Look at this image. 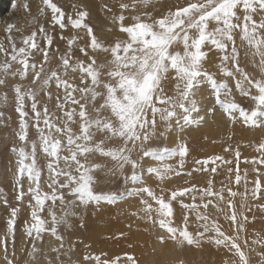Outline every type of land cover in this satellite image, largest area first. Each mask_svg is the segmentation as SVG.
<instances>
[{
    "label": "snow or ice",
    "instance_id": "1",
    "mask_svg": "<svg viewBox=\"0 0 264 264\" xmlns=\"http://www.w3.org/2000/svg\"><path fill=\"white\" fill-rule=\"evenodd\" d=\"M139 2L146 3L147 0ZM136 3L134 0L131 5L133 10ZM73 7L75 12L68 13L55 0H41L39 13L47 14L46 23L34 18L33 30L22 34L19 43L15 33H22V29L8 23L5 28L8 46L0 43V56L4 57L0 61V86H8L9 76L18 77L20 81L31 77V86L19 82L10 86L19 118V130L15 133L19 144L11 148L16 155L15 200L23 201L27 197L31 209V221H26L24 227L27 241L21 249L27 259L22 264H37L41 254L46 264H62L64 237L59 229L70 227L69 216L76 215L71 210L77 206L99 207L102 202L112 204L121 196L119 191L96 190L95 173L106 167L90 162V157L97 154L113 162L114 167L107 169L111 176L120 173L125 181L141 184L128 194L139 197L143 212L139 218L150 225L145 231L154 230L155 244L160 249L173 245L184 251L202 249L208 244L230 254L232 258H225L223 264H250L245 251L250 247L248 239H240V233L247 231L248 217L240 219L232 200L226 201L227 207L233 210L225 213V219L234 226L233 234H227L217 220L199 211L213 206V200L225 201L224 189L214 191L209 181L208 187L202 190L192 185L171 190L166 196L164 189L157 193L151 186L143 184V177L148 175L164 181L169 173L181 174L189 153L188 145L181 141L175 147H153V143L165 135L157 131V118L165 125V131L181 122L195 123L194 116H199L201 110L199 97L205 91L210 90L230 123L264 127V76L256 78L241 66V51L236 43L238 34L241 42L252 50L251 54L259 57L258 66L264 72V0H188L184 6L169 9L158 18H152L148 12L134 15L131 24L125 23L124 15L130 5L122 2L120 14L113 15V23L126 38L108 46L97 38L93 26L88 23L89 11L75 4ZM23 9L31 12L30 0H24ZM49 27L53 31L60 30L59 38L67 46L55 67H48L55 40ZM68 29L82 30L88 43L79 45L81 37L78 34L66 37L63 33ZM74 46L86 60L73 56ZM179 47L182 51L174 50ZM90 51H102L110 59L97 63L96 57L89 55ZM37 53L42 57L39 63L34 62ZM212 53L219 54V71L222 73L219 77L205 68ZM14 65L18 67L13 70ZM169 76L175 81L173 95H168L164 88V81ZM53 84L57 90L55 96L50 90ZM233 87L248 101L247 107L235 98ZM38 92H43L48 100H55V112L47 103H41ZM7 102L8 93H0V104ZM4 119V113L0 111V121ZM30 127L35 128L36 139H29ZM97 134L101 137L99 140ZM112 141L119 143L113 147L109 144ZM225 151L232 149L229 147ZM256 151L260 156L253 158L252 163L264 165V141L256 145ZM38 152L47 161L48 191L42 190L43 168L38 165ZM239 156L236 150L237 160ZM174 157L179 158L177 169L163 163ZM216 161L230 163L222 156H210L196 160L199 167L194 170L208 171ZM126 168L131 170L130 175H124ZM211 171L216 172V168L211 167ZM256 171L252 195L259 198L264 185L259 179V170ZM25 177L29 181L26 191L21 183ZM235 182H241L238 170ZM65 190L72 200H66ZM197 191L201 192L202 203H196L195 196H191L192 203L183 202V197ZM227 192L229 197L237 195L231 188ZM205 197L209 199L203 202ZM174 201H179L182 209L188 210L180 223L175 219ZM2 203L11 208L6 229L0 236L3 264H21L15 249L19 208L8 205L6 197ZM260 207L264 208V205ZM192 211L196 212L194 229L189 217ZM132 215L139 214L134 212ZM46 235L58 246L45 250L42 245ZM116 238H127V234L120 232ZM252 244L264 247V240L255 239ZM128 247L134 246L129 244ZM49 251L54 254V259L49 256ZM156 251L157 247H153V252ZM258 255L264 264V252ZM83 261L84 264H140L135 253L128 251L112 257L103 252H86ZM170 264L186 262L178 258Z\"/></svg>",
    "mask_w": 264,
    "mask_h": 264
},
{
    "label": "bare ground",
    "instance_id": "2",
    "mask_svg": "<svg viewBox=\"0 0 264 264\" xmlns=\"http://www.w3.org/2000/svg\"><path fill=\"white\" fill-rule=\"evenodd\" d=\"M3 11L4 10L0 11V16L3 14ZM5 18L7 19V17ZM112 25L116 26V24ZM262 76H264V73ZM174 86L175 84H170L168 86L164 85L165 91L169 90L173 92ZM204 94L205 92L199 97L201 110L199 116H194L195 123L184 124L181 122L179 129L173 127L165 131V125L157 118L158 133H165V135L159 139H162L165 146L175 147V145L181 141L186 142L188 145L189 153L185 158L183 169L180 170H189L186 173L187 175L190 173L188 183L185 184L183 181L178 182L177 175H175V172H172L168 174L164 181H159L155 177L144 175L143 184H150L157 193H160L161 189H164V194L167 196L168 192L171 190L191 187L192 185H195L198 190H202V188L208 187V182L211 181L214 191L224 189L225 201L213 200V206H209L207 209L200 208L199 211L217 220L222 230L227 234H233L234 226L230 225L229 221L225 219V213H230L233 210L228 208L226 204V201L231 199L240 219L242 220L244 216L248 217V222L245 225L247 231L240 233L241 241L247 238L250 245L249 248L245 249L246 253L258 254L264 252V247L252 244L253 240H261L264 237V225L260 231H255V233L252 234H250L248 230L255 223L264 222V208L260 207V205H264V191L259 194V198H255L252 195L254 188L253 182L257 179L256 169L259 170V179L262 185H264V175H261L262 170L264 172V165L252 163L253 158H258L260 156V153L256 151V145L264 141V127L246 126L240 122L234 124L230 123L224 116L220 106L216 104L213 95L210 94L204 97ZM234 95L238 101L245 100L238 94V91H235ZM114 142L113 145L119 143L118 141ZM229 147L232 151H225V149ZM236 150L240 153L238 160L235 157ZM210 156H222L224 161H229L230 163L216 161L209 166L208 171L198 172L194 170L199 167V165L195 164L196 160H202ZM11 157L13 158V155ZM9 159L11 158L9 157ZM178 159L179 158L175 157L165 159L163 163L171 164L174 169H177ZM211 167H215L216 172L213 173ZM229 169H232V171L230 172ZM237 170L241 175V182L239 184L235 182ZM182 175H184V173ZM26 186L27 184L25 181L24 187ZM139 186H141V184H129V191L126 195L121 196L124 198V201L120 202L117 200L110 207L102 208L100 205V211H98L97 216L100 217L98 223L112 227V230L108 232L112 238H108V240H106V238H100V233L98 234L97 232L95 234H84V240L88 244H92L93 242L96 244H103V242H105L106 244V242H108L113 254H122L125 251L139 254L140 264H170L172 260L178 258H183L186 264H223L224 258L220 254L228 253L222 248L217 250L213 245L205 244L202 249L192 248L184 251L176 249L173 245H168L166 248L160 249L159 246L155 244L154 230L145 231V229H150V225L139 218L143 216V212L140 211L142 205L139 202V197L129 196L128 194L134 187ZM228 188H231L237 195L235 197H229L227 192ZM246 191L247 194L245 195ZM123 194H125V192ZM191 196H195L196 203H202L200 202V191L183 197V202L192 203ZM208 199L209 198H207V200ZM207 200L205 197L203 202ZM173 209L176 222L180 223L183 214L188 210L182 209L179 201L173 202ZM221 209H223V211H221ZM109 211L111 214H107ZM134 212L139 215H132ZM195 215V211L189 213L190 220L193 221V229L196 227L197 223L195 222ZM120 232L126 233L127 238H116ZM26 241L27 238L22 234L18 238L15 246L16 256L21 261V264L23 260L27 259L26 254L21 251ZM85 241L76 251L68 253L64 251V254L61 255V261L67 264H84L83 254H81L80 251H83L82 248L86 246ZM127 243H132L134 247L129 248ZM56 244L57 243L52 237L47 236L42 247L45 250H50V248L54 247ZM153 247H157L156 252H153ZM90 249H92V247H90ZM93 249L96 250L95 248ZM11 251L12 248L9 250L10 254ZM48 254L54 259L53 253L49 251ZM0 264H3L2 252H0ZM37 264H46L43 254L38 257ZM250 264H259V258L254 255L253 259L250 260Z\"/></svg>",
    "mask_w": 264,
    "mask_h": 264
},
{
    "label": "rangeland",
    "instance_id": "3",
    "mask_svg": "<svg viewBox=\"0 0 264 264\" xmlns=\"http://www.w3.org/2000/svg\"><path fill=\"white\" fill-rule=\"evenodd\" d=\"M61 7L64 8V10L68 13H74L75 8L73 5H79L84 8H86L89 13L90 17L88 20V23H90L93 26L94 32L97 36V38L105 44V46H108L112 44L115 40L118 39H125V34L121 33L119 31L118 26H113V15H119L120 14V3H127L130 5L129 9L124 11V15L126 17L125 23L131 24L133 23L132 17L137 14H142L144 12L151 13L152 18H158L161 15L165 14L169 9L174 10L176 7L184 6L188 0H147V2H139L137 0L136 8L133 10L131 8V5L133 4L134 0H55ZM23 3L24 0H0V11H3V14L0 16V43H4L7 47V41H6V33L5 28L8 23H14L16 27L22 29V33H15L17 43H19V40L21 38L22 34H29L33 28L34 23L33 19L35 18L40 23H46L48 17L47 14L40 15L39 8L41 7V0H30V6H31V12H25L23 9ZM13 4L16 5L15 8H13ZM107 6V8H106ZM107 9H110L107 10ZM5 14V15H4ZM7 17V19L5 18ZM110 26V27H109ZM46 27L48 25L46 24ZM49 31L52 32V34L55 37L54 44L52 46V49L50 51V64L48 67H55L57 63L59 62V57L61 54L65 52L66 49V43L63 40H60V30L57 28L54 31L49 27ZM66 37L71 35L78 34L81 39L78 41V44L83 46L88 43V38L85 35V33L80 30L77 32L75 29H68L63 33ZM236 43L240 48L241 51V66L249 72L252 76L256 78H260L264 72L261 71L259 68V57L253 56L251 54L250 49H248L246 43L241 42L239 35L237 34ZM59 49V51H56V49ZM174 50L182 51V47L176 48ZM89 55H94L97 59V63H104L107 59H110V57L102 52V51H90ZM73 56L79 59H87L79 50L74 46L73 49ZM219 54L218 53H212L211 59L208 63L205 64V68L210 70L214 75L221 76L222 73L219 71ZM4 59L3 56H0V61ZM42 57L40 54H36L34 57V62L39 63L41 61ZM18 67V65L13 66V70ZM71 79V74L69 76ZM8 80V86H0V93L7 92L8 93V102L6 104H0V111L4 113V116L6 119L3 121H0V189L3 190V194L0 195V236H3L5 229H6V223L10 216L11 208L9 206H6L2 203V199L4 197L8 200V205L11 207H17L19 208V212L17 213V219H16V241L15 246L17 243L18 238L24 234V227L25 222L31 221V209L28 206V198L26 197L23 201H16L15 200V160L16 155L11 151V148L14 144L18 145L19 141L16 137L15 133L19 130V118L18 114L15 112V102H14V94L11 91V85L14 83H22L26 86H31V77H29L26 80L20 81L19 78H13L9 76L7 78ZM78 83L79 81L76 80ZM170 84H175V81L172 80L171 76L167 80L164 81V85L168 86ZM232 86V85H230ZM50 90L53 93V96L56 95V88L55 85H51ZM238 91L235 90L233 87V92ZM168 95H173V92H170L169 90L165 91ZM62 94V93H61ZM240 95V93L238 92ZM210 95V90L205 91L204 97ZM212 95V94H211ZM38 97L41 100V103H47L50 110L55 112V100H48V98L44 95L43 92H38ZM242 103H244L245 107L248 105V101L245 100H239ZM99 102V101H98ZM27 104H30V102H26ZM89 108H91V104H89ZM31 116V113H30ZM75 127V125H74ZM179 129L180 125L174 126ZM37 133L35 128L30 127L29 128V139H36ZM101 137L99 134H97L96 139L99 140ZM115 142H109L110 146H116L113 145ZM165 146L162 142V139H159L158 141H155L153 143V147L156 146ZM10 155V156H9ZM13 155V158L11 157ZM135 155V153H134ZM9 157L11 159H9ZM178 158V157H175ZM38 165L43 168V175H42V190L48 191L47 184H48V173L46 164L47 161L44 158V155L40 152H38ZM90 162L100 163L103 165H106L105 169L103 171H97L95 173L96 178L98 180V183L96 185L97 191H103V192H109V191H119L121 193V196H124L129 191V184H133V182L125 181L123 179V176L120 173H117L116 176H111L107 169L114 167L113 162H111L108 158L100 157L99 154L90 157ZM194 169V168H193ZM191 169V170H193ZM130 169L126 168L124 171V175H130ZM189 170L181 171L180 175H177V180L185 182V184L188 183V180L190 179V176L186 173ZM184 173V175H182ZM264 175V172L262 170L261 175ZM150 177V176H149ZM175 177V178H176ZM182 179V180H181ZM26 181L27 186L24 187L25 191L27 190L29 181L27 178H22L21 183L24 185V182ZM151 186L150 184H148ZM127 186V187H126ZM162 188V187H161ZM203 189V188H202ZM127 190V191H126ZM125 192V194H123ZM119 197L118 201H124V198ZM65 197L66 200H72L73 197L68 195L67 190H65ZM208 197H206L207 200ZM117 202V203H120ZM200 202H202L200 200ZM114 203L109 204L107 202H102L101 206L103 207H110ZM96 207L94 205H90L88 207L83 206H77L73 208L71 211H74L76 215H70L69 216V224L68 226H61L59 229L60 233L64 237V249L63 252H72L76 251L77 248H79L80 245L84 244V234H95L96 232L100 233V238H112L109 231L112 230L111 226H104L103 224H99L100 221L98 216V211H100V207ZM60 208V205L57 204V209ZM101 208V209H102ZM99 209V210H98ZM59 214V212H58ZM107 214H111L110 211L107 212ZM46 216V213H44ZM176 218V217H175ZM99 220V221H98ZM81 221L83 222V227H81ZM264 225V222L255 223L253 226H251L248 230L249 233H255V231H260L262 226ZM47 235L45 236V238ZM44 238V240H45ZM264 240V237L261 239ZM79 241H82L80 243ZM86 245H90V247L86 248L83 247L80 251L81 254H83V257L86 252H94L96 254L100 253H107L108 257H112L115 255H121V254H113V251L111 249L110 244L108 242H103V244H88L85 241ZM73 244L75 247L73 248ZM132 244V243H130ZM129 243H127V246ZM55 246H58L57 244ZM11 242L9 250L11 249ZM85 248V249H84ZM95 248L96 250H94ZM86 250V251H84ZM67 255V254H66ZM137 258H139V254H135ZM215 255V254H213ZM223 256V258H229L232 257L230 254H220ZM257 256L259 258V264H261V259L258 254H248L249 259L252 260L253 257ZM223 259V261H224ZM62 264H67L63 263Z\"/></svg>",
    "mask_w": 264,
    "mask_h": 264
}]
</instances>
